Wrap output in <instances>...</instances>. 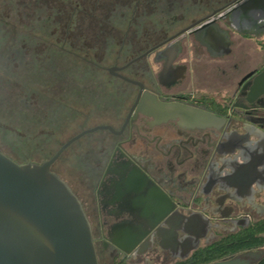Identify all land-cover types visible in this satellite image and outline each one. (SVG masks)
<instances>
[{
    "label": "flooded vegetation",
    "instance_id": "1",
    "mask_svg": "<svg viewBox=\"0 0 264 264\" xmlns=\"http://www.w3.org/2000/svg\"><path fill=\"white\" fill-rule=\"evenodd\" d=\"M57 1L55 29L68 38L82 28L88 47L61 53L80 60L75 74L93 81L99 101L85 96L57 148L82 130L112 129L83 134L54 162L67 154L80 171L82 194L62 178L83 205L99 264H181L264 217V92L254 89L264 78V0ZM149 96L180 115L143 111ZM133 174L140 185L126 181ZM152 187L165 205L145 212Z\"/></svg>",
    "mask_w": 264,
    "mask_h": 264
},
{
    "label": "rangeland",
    "instance_id": "2",
    "mask_svg": "<svg viewBox=\"0 0 264 264\" xmlns=\"http://www.w3.org/2000/svg\"><path fill=\"white\" fill-rule=\"evenodd\" d=\"M54 1L36 3V0H31L29 6L23 7L21 3L24 0H0V150L19 162L44 160L45 154H51L57 148L58 138H65L70 132L71 118L84 109V99L93 100L92 104L99 102L93 95V81L83 79L82 73L75 74L76 66L83 64L74 56L69 58L61 53L60 48L63 46L64 51L82 54L88 50L85 46L87 38H77L83 32L75 25L71 27L68 38H62L64 26L60 25L59 32L55 29L58 16L55 12L64 8L60 6L62 3ZM63 13L66 18L68 14ZM55 33L60 38H53ZM49 62L52 67L55 66L57 77L32 76L34 68ZM28 84L37 87L41 94L30 93L22 97L25 95L24 86ZM96 92L99 90L96 89ZM14 98L24 101L20 103V111L10 115L8 103ZM48 105L57 111L54 115L55 130L50 131L43 119ZM11 113L14 111L11 110ZM25 134L34 138L27 141ZM43 136L48 138L43 140ZM66 155L55 163V172L71 181L74 189L82 194L80 171L77 167L66 165ZM259 251L264 252V248Z\"/></svg>",
    "mask_w": 264,
    "mask_h": 264
},
{
    "label": "water",
    "instance_id": "3",
    "mask_svg": "<svg viewBox=\"0 0 264 264\" xmlns=\"http://www.w3.org/2000/svg\"><path fill=\"white\" fill-rule=\"evenodd\" d=\"M258 88L264 92V78L256 82L254 89ZM149 97L143 111L154 117L180 115L175 105ZM100 128L112 130L102 125L82 130L39 162L15 161L0 150V264H99L83 205L51 165L74 140ZM126 181L140 185L142 179L133 174ZM163 194L159 188L149 189L143 210H161ZM261 256L259 251L248 250L208 264H254Z\"/></svg>",
    "mask_w": 264,
    "mask_h": 264
},
{
    "label": "trees",
    "instance_id": "4",
    "mask_svg": "<svg viewBox=\"0 0 264 264\" xmlns=\"http://www.w3.org/2000/svg\"><path fill=\"white\" fill-rule=\"evenodd\" d=\"M33 71V72H32ZM31 71L32 76L34 77L35 74H42L43 76H50L52 75V67L50 65V62L47 63L46 65L39 67V68H34ZM32 86V84H28L24 86V91L23 93L25 94L22 97L29 96L30 93H40V90L38 91L37 87ZM41 94V93H40ZM24 100L21 98L19 99H12L8 103L9 110L8 113L10 115H14L15 111L18 112L20 111V103H22ZM60 105V104H59ZM11 110L14 111V113H11ZM56 109L50 108L48 105L47 107V114L45 117H43L45 125H48L47 128L48 130H55L56 124H55V113ZM75 115V114H74ZM29 134V133H28ZM28 134L24 135V139L27 141L31 138L34 137H29ZM43 140L48 137H41ZM65 138H58V144H61ZM63 140V141H62ZM33 141V140H30ZM53 153V152H52ZM51 153V154H52ZM51 154H45L44 157L47 158ZM55 163L51 166V169L55 171L54 169ZM65 179V178H64ZM66 180V179H65ZM260 247H264V217L257 219L253 222H251L247 227L241 228L238 231H236L233 234L227 235L216 242L207 245L203 248H200L196 251H194L189 258H187L183 263L181 264H206L208 262H211L213 260H217L219 258H222L223 256H226L228 254H235L238 252H242L245 250H252V249H257ZM115 264H123L122 262H116ZM254 264H264V254L260 257V259L255 262Z\"/></svg>",
    "mask_w": 264,
    "mask_h": 264
}]
</instances>
